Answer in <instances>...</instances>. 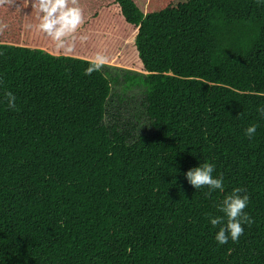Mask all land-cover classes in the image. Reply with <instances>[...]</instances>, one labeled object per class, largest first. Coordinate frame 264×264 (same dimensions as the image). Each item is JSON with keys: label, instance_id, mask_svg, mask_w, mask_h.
Segmentation results:
<instances>
[{"label": "trees", "instance_id": "1", "mask_svg": "<svg viewBox=\"0 0 264 264\" xmlns=\"http://www.w3.org/2000/svg\"><path fill=\"white\" fill-rule=\"evenodd\" d=\"M78 4L63 48L32 0L0 4V264H264V0ZM116 85L147 130L105 121ZM205 162L223 191L188 183ZM237 187L253 223L220 245L209 217Z\"/></svg>", "mask_w": 264, "mask_h": 264}, {"label": "clouds", "instance_id": "2", "mask_svg": "<svg viewBox=\"0 0 264 264\" xmlns=\"http://www.w3.org/2000/svg\"><path fill=\"white\" fill-rule=\"evenodd\" d=\"M12 4L13 0H0V4ZM32 8L37 12L38 24L36 28L45 34L57 48H63L70 45L74 34L84 23L83 13L78 4V0H32ZM108 58L97 53L89 61L90 66L85 69L86 75L98 72L107 64ZM107 78V74H105ZM8 107H16V97L13 93H5ZM264 114V107L258 109ZM256 125L252 124L245 130V135L252 138L256 133ZM214 165L211 163H200L199 166L193 167L185 172L188 183L194 188L199 189L207 187L210 195L212 191H223V176H213ZM243 189L237 187L231 193L224 196L219 204V212L222 215L209 217L213 227L218 226L215 239L218 244H226L229 239L238 241L243 234V225L251 226L253 223L251 217L244 211L248 206L249 196L242 194Z\"/></svg>", "mask_w": 264, "mask_h": 264}, {"label": "rangeland", "instance_id": "3", "mask_svg": "<svg viewBox=\"0 0 264 264\" xmlns=\"http://www.w3.org/2000/svg\"><path fill=\"white\" fill-rule=\"evenodd\" d=\"M116 68L115 65L110 64L106 69L115 73ZM142 98L143 94L140 89L133 87L126 90L121 85H116L113 87V95L105 121L112 120L111 115L114 114L117 120L123 121L120 124L134 130V135L147 130L149 128L148 119L141 114Z\"/></svg>", "mask_w": 264, "mask_h": 264}]
</instances>
